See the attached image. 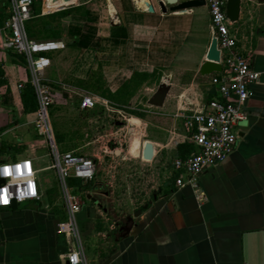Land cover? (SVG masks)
<instances>
[{"label":"crops","instance_id":"obj_1","mask_svg":"<svg viewBox=\"0 0 264 264\" xmlns=\"http://www.w3.org/2000/svg\"><path fill=\"white\" fill-rule=\"evenodd\" d=\"M69 1L78 6L76 10L52 22L60 32L58 39L65 43V48L49 55L51 65L45 70L53 105L74 103L80 110L79 93L62 84L108 99L92 89L97 75L100 89L114 92L133 72L191 74L189 81H168L162 106L148 105L146 100L139 110L147 114L131 116L136 126L131 131L139 127V138L137 153L132 147L130 151L152 166L150 192L129 194L121 188L115 197L106 190L109 181L99 170L87 183V201L76 214L86 264H264V0H241L239 18L233 24L241 47L251 49L252 66L260 76L250 86L244 118L234 126L238 132L234 150L198 176L206 196L201 203L191 186L175 185L178 174L171 161L177 156V144L188 136L182 118L175 114L200 108L215 93L210 75L199 74L212 38L208 13L201 23L205 5L162 12L157 0H49L48 7ZM9 12V0H0V105L8 108L0 118L4 132L0 144L27 148L28 139L16 131L34 123L36 113L23 111L17 86L28 77L24 58L2 45ZM96 69L99 73L93 76ZM196 77L207 78V87L202 88ZM150 80L123 90L130 104L137 102L140 87ZM96 109L110 117L121 116L119 108L109 112L100 104L85 111ZM92 138L88 144L97 141ZM146 141L153 145L151 160L142 157ZM24 153L36 159L28 149ZM121 180L120 185H126L125 178ZM39 185V199L0 209V264H70L66 253L75 247V237L65 232L68 216L61 194ZM116 201L131 206V210H117L124 221L112 212ZM137 210L140 214L127 222ZM125 224L130 226L128 234L119 227Z\"/></svg>","mask_w":264,"mask_h":264},{"label":"built area","instance_id":"obj_2","mask_svg":"<svg viewBox=\"0 0 264 264\" xmlns=\"http://www.w3.org/2000/svg\"><path fill=\"white\" fill-rule=\"evenodd\" d=\"M33 1L9 0L10 12L4 25L2 45L23 56L27 67L28 81L37 102L34 125L37 134L47 140L52 160L44 168L54 169L68 216L65 232L75 237V247L66 253V258L70 264H86L76 214L85 202L87 183L95 179L103 162L98 155L88 156L57 149L49 118V107L54 104V98L45 70L51 65L48 54L65 48V43L60 39L37 40L28 35L26 22L34 17ZM48 2L49 0H41L40 15L58 11L67 5L51 8L48 7ZM68 4H73V1ZM205 7L210 21L211 37L216 39L220 52L222 71L210 74V83L215 87L214 97L198 109L175 114L182 118L188 129L187 141L194 145L195 150L183 157L175 156L171 161L172 169L178 174L174 178L175 185L191 186L198 203L206 199L199 186L198 176L207 166L225 160L234 150L238 139L234 126L239 119L244 118L243 108L250 95V86L260 76V72L252 66L251 49L241 47L234 22L226 15V0H205ZM17 86L21 88L23 83L20 82ZM62 88L73 89L79 93L80 110L92 109L100 104L109 112L114 111L115 105L108 99L88 90L74 89L66 84H62ZM117 111L123 118H127L122 109ZM129 129L126 126L125 137L131 134ZM3 135L4 132L0 131V138ZM37 171L30 156H0V207L10 206L13 201L19 204L39 199ZM70 178L79 180L80 184L69 185Z\"/></svg>","mask_w":264,"mask_h":264},{"label":"rangeland","instance_id":"obj_3","mask_svg":"<svg viewBox=\"0 0 264 264\" xmlns=\"http://www.w3.org/2000/svg\"><path fill=\"white\" fill-rule=\"evenodd\" d=\"M82 1V0H80ZM96 0L91 1L94 3ZM100 1V0H98ZM90 4V3H89ZM101 4V3H100ZM102 4L103 1H102ZM72 5V4H71ZM70 4L64 7L71 6ZM105 7V6H104ZM56 11V10H55ZM201 13V23L204 22L205 16L207 15V9H202ZM204 19V20H203ZM42 19L31 20L29 19L26 24L36 23L37 27L42 26ZM202 33V32H201ZM194 48V47H193ZM55 52V51H54ZM50 52L48 55H50ZM164 76L163 72L156 73L151 80L146 82V86L142 85L139 92L137 93V102L132 104L137 111L142 108V103H146V99L156 90L160 81L167 79L166 81H189L191 79V74L189 73H173V75ZM165 77V79L163 78ZM25 78V77H24ZM196 80L200 82L202 88L207 87L208 79H202L196 77ZM140 101V102H138ZM0 118L6 116L7 107L0 105ZM127 118H123L119 115L110 117L107 116L102 110H78L76 104L69 103H56L49 107V118L55 137L57 149L62 152L63 148H73L80 147L78 152L84 155L98 154L102 158V164L99 168V175L102 174L104 179L109 181L106 186V190L113 192L116 197L121 188L124 193L136 194L141 192L142 194L150 192V184L152 181V166L149 162L139 161L136 156H134L130 149L132 147V152L137 153L138 136L137 131L139 127L135 129L136 131H131L132 129V117L135 116L127 111L122 112ZM21 120H25L24 115H19ZM148 119V117H147ZM129 122V123H128ZM126 126L129 127L131 134H127L125 137ZM119 127H123L122 130L115 132ZM21 132L28 139V146L20 147L17 152L11 153L4 151L2 156H7L10 158H18L26 155L24 153L25 149H28L33 156L36 157L34 160L35 168L37 171L38 182L43 187H49V191L53 194H61L58 185L57 178L55 179L54 169L44 168L51 164V156L49 154V146L47 140L44 136L38 135L36 131V126L34 123L28 126H23L21 129L16 131ZM87 134V135H86ZM60 135L61 139L57 136ZM131 136V137H130ZM97 138L93 144H88L89 139ZM130 137V139H129ZM92 138V139H93ZM128 151V152H127ZM14 154L15 156H13ZM19 154V155H18ZM9 155V156H8ZM12 155V156H11ZM122 166H125L124 168ZM125 178L126 185H120L123 182L121 179ZM68 184L72 185L70 179H68ZM85 201L87 197L85 196ZM122 202V201H121ZM130 202V201H128ZM118 202H114L112 205V212L115 218L118 217L120 221H124L125 217L123 214L119 213L117 210H122L124 207L131 210V206L127 207V203L117 205ZM122 216H121V215ZM118 215V216H117Z\"/></svg>","mask_w":264,"mask_h":264},{"label":"trees","instance_id":"obj_4","mask_svg":"<svg viewBox=\"0 0 264 264\" xmlns=\"http://www.w3.org/2000/svg\"><path fill=\"white\" fill-rule=\"evenodd\" d=\"M77 7L78 6L76 7L69 6V7L60 9L58 11H55V12H52L46 15H40L41 0H34L33 6H32L34 17H32L31 20L42 19V22H41L42 26L38 28L36 23L26 24V30H27L28 35L31 38H34L37 40L58 39L60 37V32L57 29V26L53 25L52 22L58 21L61 18L69 15L70 13L75 11L76 10L75 8ZM155 72L156 71L152 73L133 72L131 76L127 78L125 81H123L120 87L117 88L114 92H110L108 89L107 90L100 89V80H99L98 75H97L96 80H94L93 78L94 81H92L91 86H92L93 91L97 92L99 95L106 97L113 102H117L118 105H116L115 107L122 109L124 111H127L132 115L143 117L144 113L139 112L136 110V108L132 107V104L129 103V99H127L124 96L123 90L127 89L132 84L134 86L141 85L143 82L147 81L149 77L153 78L156 74ZM95 73L98 74L99 70L96 69L95 71H93V76ZM214 96H215V93H210V95L207 96L206 98V102H208ZM20 97H21L23 111L26 113H32V112L36 113L37 111L36 97H35L33 88L28 81V77L26 81L23 83V86L21 87ZM57 138L61 139V136L58 135ZM19 149L20 148L18 146L2 142L0 144V155H2L4 151L14 153V152H17ZM176 150H177V156L183 157L189 154L190 152L194 151L195 147L191 142L186 140V141L178 143L176 146ZM65 151H69V148L62 149V152H65ZM76 154H80V153L76 152ZM12 155L14 156V154ZM70 181L73 184H80V181L74 178H70Z\"/></svg>","mask_w":264,"mask_h":264},{"label":"water","instance_id":"obj_5","mask_svg":"<svg viewBox=\"0 0 264 264\" xmlns=\"http://www.w3.org/2000/svg\"><path fill=\"white\" fill-rule=\"evenodd\" d=\"M157 3L162 12L169 11H187L195 7L205 5V0H157ZM241 0H226V15L230 21L235 22L239 18ZM149 11H152L153 7L151 4H147ZM222 65L220 63V52L217 48L216 39L211 38L208 50L206 52L205 60L199 68V74L202 76L210 75L212 73L221 72ZM170 84L166 80L160 81L156 90L147 99V104L155 107L163 105L165 97L169 91ZM153 156V145L150 141H146L142 149V157L144 160H151ZM1 182V180H0ZM18 204L13 201L10 206L0 207L5 208H17ZM141 210H137L136 213L127 217V222H131L133 217H137ZM120 229L125 230V233H129L130 226L122 225Z\"/></svg>","mask_w":264,"mask_h":264},{"label":"flooded vegetation","instance_id":"obj_6","mask_svg":"<svg viewBox=\"0 0 264 264\" xmlns=\"http://www.w3.org/2000/svg\"><path fill=\"white\" fill-rule=\"evenodd\" d=\"M121 225H119V227H120ZM122 230V229H121Z\"/></svg>","mask_w":264,"mask_h":264},{"label":"snow or ice","instance_id":"obj_7","mask_svg":"<svg viewBox=\"0 0 264 264\" xmlns=\"http://www.w3.org/2000/svg\"><path fill=\"white\" fill-rule=\"evenodd\" d=\"M5 171H7V169H5Z\"/></svg>","mask_w":264,"mask_h":264}]
</instances>
